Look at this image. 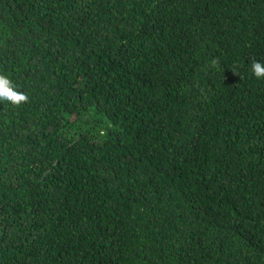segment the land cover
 <instances>
[{
    "label": "trees",
    "instance_id": "16d2710c",
    "mask_svg": "<svg viewBox=\"0 0 264 264\" xmlns=\"http://www.w3.org/2000/svg\"><path fill=\"white\" fill-rule=\"evenodd\" d=\"M254 60L264 0H0V264H264Z\"/></svg>",
    "mask_w": 264,
    "mask_h": 264
},
{
    "label": "clouds",
    "instance_id": "9594fccd",
    "mask_svg": "<svg viewBox=\"0 0 264 264\" xmlns=\"http://www.w3.org/2000/svg\"><path fill=\"white\" fill-rule=\"evenodd\" d=\"M219 62L217 60L212 61L214 67H218ZM233 72L237 75L235 67L232 68ZM251 71L258 79L264 78V62L252 61ZM29 100L27 94L22 91H18L13 82L5 75L0 74V101H7L14 106H19Z\"/></svg>",
    "mask_w": 264,
    "mask_h": 264
}]
</instances>
